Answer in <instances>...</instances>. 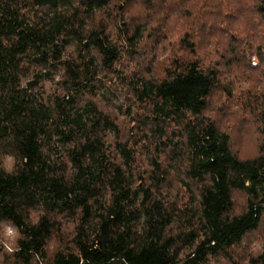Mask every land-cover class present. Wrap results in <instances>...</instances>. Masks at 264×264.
<instances>
[{
    "label": "trees",
    "instance_id": "16d2710c",
    "mask_svg": "<svg viewBox=\"0 0 264 264\" xmlns=\"http://www.w3.org/2000/svg\"><path fill=\"white\" fill-rule=\"evenodd\" d=\"M0 264H264V0H0Z\"/></svg>",
    "mask_w": 264,
    "mask_h": 264
},
{
    "label": "rangeland",
    "instance_id": "374dc122",
    "mask_svg": "<svg viewBox=\"0 0 264 264\" xmlns=\"http://www.w3.org/2000/svg\"><path fill=\"white\" fill-rule=\"evenodd\" d=\"M244 86L250 87V85L246 84ZM253 146V140H251L250 137H244L242 138L239 147L241 150L242 155L244 156H251L254 153V146ZM11 229L10 227H7L5 230V237L6 239H9L7 232L8 230ZM10 240V239H9Z\"/></svg>",
    "mask_w": 264,
    "mask_h": 264
},
{
    "label": "clouds",
    "instance_id": "9594fccd",
    "mask_svg": "<svg viewBox=\"0 0 264 264\" xmlns=\"http://www.w3.org/2000/svg\"><path fill=\"white\" fill-rule=\"evenodd\" d=\"M6 171H9V172L12 171V158L11 157H9L8 161L6 162ZM7 235L11 241H14V238H15L14 230L9 229L7 232ZM5 249L6 251H9V252L14 251V249L10 245H6Z\"/></svg>",
    "mask_w": 264,
    "mask_h": 264
}]
</instances>
